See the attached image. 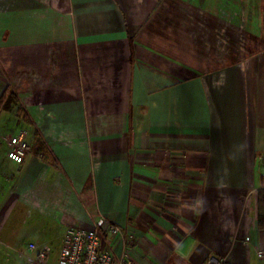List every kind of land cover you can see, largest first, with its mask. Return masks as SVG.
Returning <instances> with one entry per match:
<instances>
[{
  "label": "crops",
  "instance_id": "crops-1",
  "mask_svg": "<svg viewBox=\"0 0 264 264\" xmlns=\"http://www.w3.org/2000/svg\"><path fill=\"white\" fill-rule=\"evenodd\" d=\"M7 88L0 259L104 216L136 264H264V0H0ZM15 213L37 232L25 248L3 233Z\"/></svg>",
  "mask_w": 264,
  "mask_h": 264
},
{
  "label": "built area",
  "instance_id": "built-area-1",
  "mask_svg": "<svg viewBox=\"0 0 264 264\" xmlns=\"http://www.w3.org/2000/svg\"><path fill=\"white\" fill-rule=\"evenodd\" d=\"M8 157L22 163L29 152L24 133L10 137ZM264 174V153L259 156ZM126 244L122 228L100 216L92 228H68L58 246L56 260L52 261L53 247L49 243L31 241L26 245L25 264H136L127 252L118 253L117 245ZM206 264H232L223 258L211 256Z\"/></svg>",
  "mask_w": 264,
  "mask_h": 264
},
{
  "label": "rangeland",
  "instance_id": "rangeland-1",
  "mask_svg": "<svg viewBox=\"0 0 264 264\" xmlns=\"http://www.w3.org/2000/svg\"><path fill=\"white\" fill-rule=\"evenodd\" d=\"M22 123L24 124V122H22ZM20 129H21V124H19L16 121H12L11 123L8 124L9 132L18 133ZM25 137H26V134H25ZM26 139H27V137H26ZM16 215H17V213H15L13 215V217L9 220L8 224L4 228L3 233L6 234L10 231L15 232L16 236L14 237V245L13 246L16 247V246L20 245L21 247L25 248L24 244L32 236L36 235L37 232H35L34 229H28L25 225L26 219H22V218L20 219V218L16 217ZM32 233H34V235ZM48 240H49V244H51L53 247L52 261H55L56 256L58 254V246H59L58 237L51 231V233L48 236ZM117 244H118L117 241H115V245H117ZM125 245L126 246L129 245L128 241H126ZM117 247H118V245H117ZM127 250H128V248H125L124 252H127ZM26 258H27L26 254L24 255L22 252L20 253V251H17L16 249H12L9 251V253L4 254L3 259H0V264H25Z\"/></svg>",
  "mask_w": 264,
  "mask_h": 264
},
{
  "label": "trees",
  "instance_id": "trees-1",
  "mask_svg": "<svg viewBox=\"0 0 264 264\" xmlns=\"http://www.w3.org/2000/svg\"><path fill=\"white\" fill-rule=\"evenodd\" d=\"M19 99L13 91L8 94V88L5 90L0 98V111L2 109L11 110L14 103H18ZM18 116L22 117L25 121L32 123V118L27 112L24 106L19 105L16 109ZM35 154L42 156L47 161L56 164L57 160L52 157L50 150L46 146L41 134L38 130H35V144L32 147ZM258 226L260 229H264V187L258 190Z\"/></svg>",
  "mask_w": 264,
  "mask_h": 264
}]
</instances>
